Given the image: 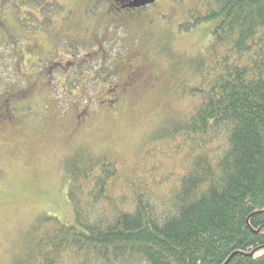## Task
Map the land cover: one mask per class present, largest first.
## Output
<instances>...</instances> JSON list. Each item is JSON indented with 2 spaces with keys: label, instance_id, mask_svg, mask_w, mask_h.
<instances>
[{
  "label": "trees",
  "instance_id": "1",
  "mask_svg": "<svg viewBox=\"0 0 264 264\" xmlns=\"http://www.w3.org/2000/svg\"><path fill=\"white\" fill-rule=\"evenodd\" d=\"M200 1L184 29L213 21L210 40L175 94L191 105L128 171L74 159V223L48 217L16 264H264V0Z\"/></svg>",
  "mask_w": 264,
  "mask_h": 264
},
{
  "label": "rangeland",
  "instance_id": "2",
  "mask_svg": "<svg viewBox=\"0 0 264 264\" xmlns=\"http://www.w3.org/2000/svg\"><path fill=\"white\" fill-rule=\"evenodd\" d=\"M16 2L1 6L9 12ZM153 3L22 0V24L2 13L0 264H16L48 217L74 223L66 175L74 159L120 157L128 171L173 113L191 105L175 94L196 80L184 69L206 51L213 21L184 29L200 0ZM158 159L171 168L168 156Z\"/></svg>",
  "mask_w": 264,
  "mask_h": 264
},
{
  "label": "flooded vegetation",
  "instance_id": "3",
  "mask_svg": "<svg viewBox=\"0 0 264 264\" xmlns=\"http://www.w3.org/2000/svg\"><path fill=\"white\" fill-rule=\"evenodd\" d=\"M22 0H18V2H16L15 4H13V6H11V11H9V12H7L6 11V9H8V8H10V6L9 5H5L4 6V8H5V10H4V8H2V6H1V0H0V30L1 29H3V27H6V20L4 19V15L2 14V13H10L11 14V18L12 19H15V22L16 21H18L20 24H22L21 23V20L17 17V15H16V9H17V7H18V4H20V2H21ZM27 1V0H26ZM130 2L131 0H122V2ZM157 0H155V2H156ZM154 2V3H155ZM153 3V4H154ZM151 5V4H150ZM149 4L148 5H145V6H143V7H139V8H136V7H133V8H130V9H133V10H136V9H138V10H144L145 8H147L148 6H150ZM121 6H125L124 4L123 5H121ZM34 7H36V6H34ZM27 8H30V6H27ZM126 9H129V8H126ZM10 10V9H9ZM36 10V9H35ZM34 10V11H35ZM4 11H6V12H4ZM38 11V13H40V11H39V9L37 10ZM28 12V11H27ZM28 13H30V14H32L33 13V15H34V12H28ZM32 16V15H31ZM37 16V15H36ZM38 17V16H37ZM22 27V26H21ZM4 37L1 35L0 36V41H2V39H3ZM5 40V39H4ZM9 42H11V40H9ZM47 54H49V52L48 51H46V52H43V54H41V55H44V56H47ZM7 100H9V101H11V98H7V97H4L3 98V102H7ZM0 104H1V102H0ZM2 104H4L5 105V107H3L2 109H6V111L7 112H9V105H8V102H7V104H5V103H2ZM0 114H2V112H0Z\"/></svg>",
  "mask_w": 264,
  "mask_h": 264
},
{
  "label": "water",
  "instance_id": "4",
  "mask_svg": "<svg viewBox=\"0 0 264 264\" xmlns=\"http://www.w3.org/2000/svg\"><path fill=\"white\" fill-rule=\"evenodd\" d=\"M154 0H131L129 3H128V6L129 7H143L145 5H148V4H151L153 3Z\"/></svg>",
  "mask_w": 264,
  "mask_h": 264
}]
</instances>
